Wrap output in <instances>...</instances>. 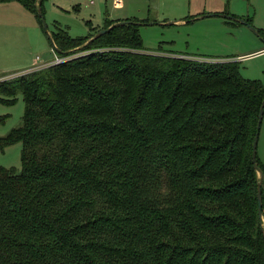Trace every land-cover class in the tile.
Returning a JSON list of instances; mask_svg holds the SVG:
<instances>
[{
    "label": "trees",
    "instance_id": "16d2710c",
    "mask_svg": "<svg viewBox=\"0 0 264 264\" xmlns=\"http://www.w3.org/2000/svg\"><path fill=\"white\" fill-rule=\"evenodd\" d=\"M18 1L44 27V0ZM133 21L56 24V53L85 54L0 81L25 102L0 137L23 144L21 170L0 166V264H264V82L150 51Z\"/></svg>",
    "mask_w": 264,
    "mask_h": 264
},
{
    "label": "rangeland",
    "instance_id": "374dc122",
    "mask_svg": "<svg viewBox=\"0 0 264 264\" xmlns=\"http://www.w3.org/2000/svg\"><path fill=\"white\" fill-rule=\"evenodd\" d=\"M121 1L122 6L118 8L113 0H96L94 4L88 0H44L43 17L47 30L40 25L36 15L17 0L0 1V50L16 55L17 62L20 60L23 64L38 55L47 60L55 57L47 32L56 30V24L72 37H78L89 33V20L94 26L102 27L106 17L139 18L149 20L140 25L147 49L192 53L207 60L254 52L252 56L236 57L234 60L239 61L244 77L264 82V39L252 29L264 30V0ZM198 13L214 15L186 21ZM234 15L241 17L240 22H232L230 17ZM245 18L250 19L251 23H243L241 20ZM83 54L85 52H79L70 59ZM29 66L9 67L0 71V81L27 72ZM24 110L22 93L17 94V101L13 104L0 101V137L22 124ZM22 146V142H16L0 147V166L21 170ZM257 154L264 164V115Z\"/></svg>",
    "mask_w": 264,
    "mask_h": 264
},
{
    "label": "crops",
    "instance_id": "0c3cea01",
    "mask_svg": "<svg viewBox=\"0 0 264 264\" xmlns=\"http://www.w3.org/2000/svg\"><path fill=\"white\" fill-rule=\"evenodd\" d=\"M1 2H4V1H8V0H0ZM18 1V0H17ZM19 2V1H18ZM22 6L23 4L21 2H19ZM25 7V6H23ZM27 9V8H26ZM28 10V9H27ZM29 11V10H28ZM214 14H201V13H198V15H193L191 19L189 20H186L187 22L189 21H192V20H197L200 18V16H202V18H205V17H210ZM240 17V16H238ZM231 19H233L232 22H235V23H238L240 22V19L239 18H236L235 15L230 17ZM230 22V21H228ZM173 22L169 23V24H172ZM233 23V24H235ZM151 51H162L163 53L165 54H171L173 55L174 53L175 54H178V55H185V56H190V57H196L194 56L195 54H192V53H184V52H176V51H173V50H170V51H163L161 49H150ZM254 52H250V53H247V54H239L238 56H236L237 58H240L242 56H252ZM12 57H14V60L12 59ZM236 57H224V58H217L219 60H234ZM16 58V55H11V54H5L3 52V49L0 50V71L4 70V69H7L9 67H20L21 65H31L29 66L28 69H30L31 67L35 66L36 64L39 65V64H43L44 62H48L50 60H52L53 58L51 59H47V60H43L41 56H36L35 58H32L30 60H28L25 64H23L24 62H21L20 60L17 62V58ZM19 59H22V58H19ZM210 59H214V58H210ZM217 61V60H216ZM15 63V64H14Z\"/></svg>",
    "mask_w": 264,
    "mask_h": 264
},
{
    "label": "water",
    "instance_id": "95a60500",
    "mask_svg": "<svg viewBox=\"0 0 264 264\" xmlns=\"http://www.w3.org/2000/svg\"><path fill=\"white\" fill-rule=\"evenodd\" d=\"M39 15L41 16V19L43 21L44 27L47 30L48 27H47V24L45 23V19L43 17V12H42L40 7H39ZM241 21L243 23L250 24L246 20H241ZM127 22H131V21H118L114 25L125 24ZM133 22L134 23H140V24H145L146 23V22H135V21H133ZM111 28H112V26H110L108 28H105V29H101V30H99L96 33L95 36L96 37L101 36V35L105 34L106 32H108ZM252 29L254 31H256V33L258 34L257 29L255 27H252ZM47 33H48L49 38L52 40L53 45H54V49H55L56 45H55V43L53 41L52 35L49 32H47ZM263 115H264V100H263V103H262V106H261V109H260V112H259L258 123H257V132H256V135H255L254 144H253V157H254V160H255L256 167H258L257 162H256V156H257V146H258V141H259V134H260L261 124H262V120H263ZM259 173H260V176L262 178V173H261L260 169H259ZM258 204H259V212H260V214H262V212H263V195H262V183H261V181H259V185H258Z\"/></svg>",
    "mask_w": 264,
    "mask_h": 264
},
{
    "label": "built area",
    "instance_id": "2783aa9c",
    "mask_svg": "<svg viewBox=\"0 0 264 264\" xmlns=\"http://www.w3.org/2000/svg\"><path fill=\"white\" fill-rule=\"evenodd\" d=\"M88 1H89L90 4L96 3V0H88ZM113 3L115 5V7L120 8L122 6V1L121 0H113ZM54 51H55V49H54ZM154 52L155 53H159V54H163L161 52H156V51H154ZM173 55L178 56V57H182V58H192V59L195 58V59L210 61V59L207 60V59H203L201 57H190V56L178 55V54H173ZM69 59H70V56H60L55 51V57L52 60H50L48 62H44L43 64H39V65L36 64L35 66L31 67L30 69H27L26 71L29 72V71L42 69V68H45V67H48V66H51V65H55V64H59V63L65 62V61H67ZM212 60L214 61L215 59H212Z\"/></svg>",
    "mask_w": 264,
    "mask_h": 264
}]
</instances>
